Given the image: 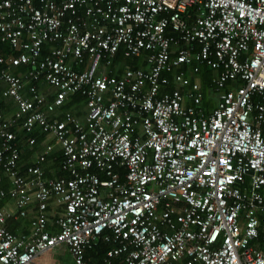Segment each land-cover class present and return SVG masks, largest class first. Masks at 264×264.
Instances as JSON below:
<instances>
[{
	"label": "built area",
	"instance_id": "built-area-1",
	"mask_svg": "<svg viewBox=\"0 0 264 264\" xmlns=\"http://www.w3.org/2000/svg\"><path fill=\"white\" fill-rule=\"evenodd\" d=\"M1 86L15 110L0 92V201L17 209L0 207L3 264H42L58 245L87 264L100 239L104 264H264V0H0ZM74 94L83 118L49 116ZM37 127L61 175H44L47 152L21 172L16 131ZM32 202L31 233L10 231Z\"/></svg>",
	"mask_w": 264,
	"mask_h": 264
},
{
	"label": "crops",
	"instance_id": "crops-1",
	"mask_svg": "<svg viewBox=\"0 0 264 264\" xmlns=\"http://www.w3.org/2000/svg\"><path fill=\"white\" fill-rule=\"evenodd\" d=\"M143 63V59H142ZM40 90L48 95L49 98L52 97L54 90H52L48 85L44 84L43 82L40 83ZM3 87H0L1 92V100H2V109L5 113V116H11L15 110V106L11 99L5 95L2 94ZM214 94V97L217 95L216 93L210 89L207 91L206 96L204 97L203 103L206 104L208 101H212L211 98ZM72 96V95H71ZM69 96V97H71ZM68 97V99H69ZM211 98V99H210ZM67 99V100H68ZM202 103V104H203ZM216 106V101L214 102V105L212 106H206L208 107V110H212ZM63 105L59 108H57L54 112L49 113L50 117H60L66 109L62 108ZM84 105H82V108L80 107V112L77 115L78 117L83 118L84 117ZM34 133L33 135H28L24 132L23 129L19 128L17 132V144L20 150V159H19V167L21 169V172L26 171V167L30 164H33L39 155L44 154L47 152L46 160L44 163H42V169L44 171V175H52L48 177H55L61 173L60 171V162H61V148L58 145V143L55 142L54 137L50 134H43L39 131L38 127L33 129ZM36 137V139L34 138ZM35 139L33 143H30L31 139ZM3 185L4 187H8V180L6 177L3 179ZM1 208L5 209L7 211H10L11 213H16L17 209L15 207L14 201L10 198H6L2 200L1 202ZM62 211V208L57 205L54 201L50 204L46 211V219H47V230L50 232L57 231V227L55 225V219L59 215V213ZM37 204L36 202H32L29 204V206L26 208V215L19 217H12L9 218L6 221L7 228L12 231L15 234L21 235H29L31 233V222L34 220V218L37 216ZM62 213V212H61ZM66 248V247H65ZM67 250V248H66ZM68 252V250H67ZM69 253V252H68ZM73 260V259H72ZM86 261L87 255H86ZM43 264V263H42ZM74 264V261H73ZM88 264V262H87Z\"/></svg>",
	"mask_w": 264,
	"mask_h": 264
},
{
	"label": "trees",
	"instance_id": "trees-1",
	"mask_svg": "<svg viewBox=\"0 0 264 264\" xmlns=\"http://www.w3.org/2000/svg\"><path fill=\"white\" fill-rule=\"evenodd\" d=\"M117 58L122 60L125 64H128L132 67H144V61L142 63V58H133V57L128 56V55L124 56L123 53H121V52L119 53ZM163 75H167V78L169 79V84L166 86H163V89L171 90V89L177 87V84L174 81V77L172 74H163ZM196 77L198 78V80L200 82V89H201V92L203 94V101H204V97L206 96L207 91L211 89V80L213 77H215V72L212 68L205 65V66H202L201 70L196 75ZM84 102H85V100L82 96H80L79 94H74L71 97H69L68 100L65 101L62 108L69 110L75 114H78L80 112V107L82 108V105H84ZM211 105L212 106L214 105V100H212V101L209 100L208 103H206V104L203 103V106L205 108H208L206 106H211ZM33 133H34V131H32V133H30L29 135H33ZM34 138L36 139L35 136H34ZM61 159H62V156H61ZM44 162L45 161H43L42 163H44ZM42 163L40 165H42ZM41 169H42V166H41ZM120 170L121 169H117V172H120ZM60 171H61V169H60ZM61 173L59 175H61ZM120 173H121V175L123 174L122 170ZM46 176L48 177V176H52V175H46ZM102 177L103 176L101 175V178ZM1 202L2 201H0V207H1ZM109 248H110V245L108 243L104 242L102 239H100L98 241L97 245H95L91 249H88L86 252L88 264H104L103 259L106 256V251Z\"/></svg>",
	"mask_w": 264,
	"mask_h": 264
},
{
	"label": "rangeland",
	"instance_id": "rangeland-1",
	"mask_svg": "<svg viewBox=\"0 0 264 264\" xmlns=\"http://www.w3.org/2000/svg\"><path fill=\"white\" fill-rule=\"evenodd\" d=\"M211 98L214 100V102L216 101L214 94ZM38 261L43 264H73L72 257L67 252L64 245H58L45 254L39 256Z\"/></svg>",
	"mask_w": 264,
	"mask_h": 264
},
{
	"label": "snow or ice",
	"instance_id": "snow-or-ice-1",
	"mask_svg": "<svg viewBox=\"0 0 264 264\" xmlns=\"http://www.w3.org/2000/svg\"><path fill=\"white\" fill-rule=\"evenodd\" d=\"M150 2L154 4L155 0H150ZM161 3L168 7H174L176 5V0H172L171 3H169V0H161ZM101 87H103V85H101Z\"/></svg>",
	"mask_w": 264,
	"mask_h": 264
},
{
	"label": "water",
	"instance_id": "water-1",
	"mask_svg": "<svg viewBox=\"0 0 264 264\" xmlns=\"http://www.w3.org/2000/svg\"><path fill=\"white\" fill-rule=\"evenodd\" d=\"M0 264H3V263L0 261Z\"/></svg>",
	"mask_w": 264,
	"mask_h": 264
}]
</instances>
